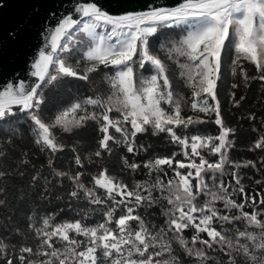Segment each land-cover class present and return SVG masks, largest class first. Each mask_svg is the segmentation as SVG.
Here are the masks:
<instances>
[{"label": "snow or ice", "instance_id": "1", "mask_svg": "<svg viewBox=\"0 0 264 264\" xmlns=\"http://www.w3.org/2000/svg\"><path fill=\"white\" fill-rule=\"evenodd\" d=\"M3 6L0 0V7ZM140 7L145 10L128 11L120 0L108 10L95 2L73 5L74 13L63 16L45 33V43L31 64L30 75L35 81L8 82L0 90V131L16 135L19 129L14 118L23 115L32 123L34 142L41 146L42 152L54 157L65 147L57 129L72 132L94 121L102 134L94 153L96 158L102 159L104 152L112 154L114 146H123L134 155L147 154L151 146L137 145L136 141L149 128L153 135L166 133L170 143L179 146L180 153L144 161L148 179L136 181L132 187L103 168L92 177L93 186L89 188L82 182L83 173L56 171L49 159L54 176L73 183L69 198H84L90 205H103L104 219L87 226L85 220L90 213L86 212L79 220L53 226L55 216L44 217L42 226L34 229L39 240L35 250L21 246L18 256H9V250L14 251L16 246L0 239V258L6 264H182L175 255L174 244L197 264H213L216 257L209 255V251L227 257V261L220 260L217 264H264V220L259 218L264 209L258 211L252 197L253 210H244L249 199L237 171L256 165L252 161L241 164L230 159L229 150L234 145L230 136H234L235 129L225 126L217 98L224 55L232 49L233 75L238 73L247 83L249 76L241 63L247 61L259 73L254 79L264 82V0H174L171 6H154L152 0H145ZM116 9L121 14H110ZM74 15L79 18H73ZM169 33H180L179 40ZM158 36H164L165 40L156 52L154 40ZM160 52L165 54L163 59ZM82 61L87 62L83 72ZM169 62L179 67L180 77L191 89L190 108L194 115H183L189 107L188 98L177 92ZM101 66L114 70V75H105L113 90L111 95L78 99L48 122L42 119L45 89H58L67 78L90 81ZM149 67L152 74L144 76L143 70ZM234 103L239 105L240 101ZM113 113L119 115L114 117ZM213 114L219 126L218 135L187 134ZM181 130H186L185 134L179 135ZM6 142H11V136ZM254 147L264 149V136ZM205 151L218 159L209 162L202 154ZM180 154L187 162L177 159ZM122 163L133 173L141 167L126 158H122ZM75 164L83 167L79 154L75 156ZM228 165L234 169L230 173ZM165 167L174 172L166 182ZM4 175L0 172V177ZM225 175H230L235 185L226 184ZM41 180L45 190L50 191L52 181L38 171L32 183L35 186ZM100 189L103 195L99 194ZM237 193L245 195L240 203L233 198ZM164 201L167 202L161 210L164 225L157 227L149 218L150 210ZM218 202L223 208L217 207ZM4 203L0 200V205ZM259 203L264 205V197ZM233 210L239 214L233 215ZM120 212L123 214L117 218ZM241 221L245 223L243 231L237 228L233 232L225 227L235 228ZM34 224L35 220L29 228ZM251 228L258 231H250ZM189 229H194L190 240L184 236ZM54 240L63 242V247L56 248Z\"/></svg>", "mask_w": 264, "mask_h": 264}, {"label": "trees", "instance_id": "2", "mask_svg": "<svg viewBox=\"0 0 264 264\" xmlns=\"http://www.w3.org/2000/svg\"><path fill=\"white\" fill-rule=\"evenodd\" d=\"M172 38L179 40L180 33H169ZM165 40L164 36H158L154 40V51L159 52L160 44ZM161 58L165 57L163 52L159 53ZM76 59H80L77 57ZM234 59V49L230 50L224 55L222 65V80L219 84L218 100L225 126L235 129L234 136L230 139L234 140L233 147L229 150L230 159L236 163H244L252 161L256 166H248L247 168L238 169L241 176V183L245 187V193L249 199V204L245 207V211L251 212L253 206L251 198L255 197L256 209L259 211L264 209L259 201L264 197V149H256L255 142L264 136V82L259 79V73L254 64L247 61H241L243 67L248 73L249 80L244 82L243 78L233 75L232 60ZM75 63V59L72 61ZM183 63V59L180 61ZM174 71L176 90L180 94L188 98L189 107L184 111L183 115H194L190 108L191 103V89L187 88L184 80L180 77V69L176 64H171ZM87 67V62L82 61L80 70ZM114 75V70L104 69L103 66L98 72L92 74L90 81H83L73 78H67L58 89H45L46 104L42 113V119L46 122L50 120L58 111L66 108L76 100H84L89 96L102 95L105 98L112 93L109 82L105 79V75ZM152 71L149 68L143 70L144 76H150ZM237 85L233 88L232 85ZM235 94L234 97L232 94ZM241 97H244L241 100ZM234 101H240L236 105ZM164 107H167L166 105ZM89 111H92L90 108ZM119 113H113V116H118ZM201 117L204 114H199ZM249 117H254L250 119ZM207 122L201 125H196L190 135H204L216 136L219 134V126L215 124L214 114L206 118ZM15 127L19 129L16 135L0 131V152L4 155L0 156V172L5 173L0 177V200L5 201L0 205V239H3L9 245H15V250H9V256H18L21 246H31L35 250L39 243L35 236L34 229L41 227L43 218L54 215L53 226L62 224L64 222H74L82 218L84 213H90L85 220L87 226H94L102 222L104 217L102 215L105 210L104 206L90 205L89 202L81 198L70 199L69 193L74 190L73 183L62 177H55L52 169L48 166L49 159L53 160L52 167L56 171L67 172L70 175H75L77 171L83 173L82 182L89 188L93 186L92 177L97 175L100 170L107 168L109 175L115 176L123 180L129 187H132L136 181H143L148 179L147 169L143 167V162L149 159H155L157 156L165 157L171 156L173 152L180 153V148L177 145L170 143L166 133L158 135L152 134V129L149 128L147 132L139 134L137 138V145H150L147 154L140 153L134 155L127 153L123 146H114L112 154L103 153V158H96L94 153L99 146V140L102 134L99 131V126L94 121H89L86 126L79 129H74L72 132H62L57 129V134L62 136V143L65 145L64 150L50 156L47 151H41V146L34 142V134L32 133V123L23 115H18L14 118ZM114 131V130H111ZM186 130L178 132L179 135L185 134ZM117 137L119 134H116ZM11 136V142H6ZM77 149V152L73 151ZM79 154L83 161V167L75 164V156ZM205 158L209 162L214 163L218 157L208 156L207 152H203ZM89 157L91 159H89ZM122 158H126L129 162H137L141 167L136 172H131L124 168ZM177 159L185 161L182 154L177 156ZM27 160V163H22ZM198 162V161H197ZM227 171H233L232 165L226 166ZM40 172L42 176L47 177L52 183L49 185L50 191H46L43 180L39 181L37 185H33L32 177ZM168 172L167 177H163L165 182L168 178L174 176L171 169L165 167ZM184 171V170H182ZM163 176V174L161 173ZM155 174H153L154 178ZM223 180L226 184L231 183L235 185V181L231 179L230 175H225ZM257 181H260L257 184ZM231 191V189H229ZM99 194L103 195V189L98 190ZM44 193V195H41ZM259 193V195H257ZM81 197L83 194L81 193ZM237 203L245 199L244 194L237 193L233 197ZM203 203V200L200 201ZM167 202L164 201L162 205H157L150 210V219L157 225V227L164 225L165 217L161 215L162 207H166ZM217 207L223 208V204L218 202ZM92 209H96L93 213ZM143 210H141L142 212ZM123 214L120 212L118 215ZM233 215H238L237 210H233ZM30 217L35 220L33 228H29V224L33 222ZM264 220V215L259 217ZM115 229V225H112ZM135 227V222H133ZM227 228H232L240 231L245 230L244 222H237L235 228L233 225H226ZM250 231H258V229L251 228ZM194 229H189L184 232L187 239H191ZM70 235H74L70 233ZM203 235V234H202ZM83 239L82 237H77ZM206 238V237H205ZM56 248H62L63 242L54 240ZM199 247V245H197ZM175 255H177L182 264H197L194 258L187 257L179 245L174 244ZM209 255L216 257L213 264L218 261H227V257L220 252H211ZM36 259V257H30ZM42 259V257H41ZM0 264H6V260L0 258ZM18 264V262H17Z\"/></svg>", "mask_w": 264, "mask_h": 264}, {"label": "water", "instance_id": "3", "mask_svg": "<svg viewBox=\"0 0 264 264\" xmlns=\"http://www.w3.org/2000/svg\"><path fill=\"white\" fill-rule=\"evenodd\" d=\"M95 2L104 10L117 0H3L0 7V90L8 82H34L31 64L45 43V33L58 21L74 13L73 5ZM128 11H142L145 0H120ZM154 6H171L174 0H152ZM110 14H121L120 9ZM75 19L79 17L74 15ZM11 37V38H10Z\"/></svg>", "mask_w": 264, "mask_h": 264}]
</instances>
